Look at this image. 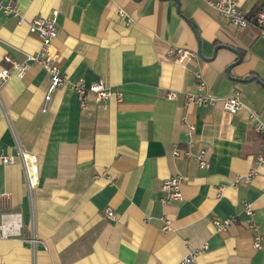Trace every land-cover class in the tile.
<instances>
[{
	"label": "crops",
	"instance_id": "crops-1",
	"mask_svg": "<svg viewBox=\"0 0 264 264\" xmlns=\"http://www.w3.org/2000/svg\"><path fill=\"white\" fill-rule=\"evenodd\" d=\"M3 1L18 5L24 19L0 11V71L11 67L5 56L22 62L40 49L29 23L57 10L52 50L62 73L87 85L103 81L122 99L96 103L90 95L83 106L73 88L59 86L46 107L49 76L32 62L23 78L1 86L0 195L11 198L4 208L0 197V219L18 216L6 218L14 224L8 236L0 231V264H178L196 250L200 264H264L243 211L245 202L253 204L264 245V165L256 167L264 136L249 111L264 121V84L254 78L264 81V37L228 23L203 0ZM236 1L246 12L264 3ZM216 45L241 51L231 75L243 82L227 72L236 53L214 54ZM170 47L196 56L179 62ZM234 90L245 105L236 113L221 102H187L188 93ZM17 141L38 156L32 196L19 160L1 159L17 153ZM186 150L205 151L208 166L200 168ZM178 174L185 176L183 199L166 201L162 183ZM109 207L114 219L105 216ZM232 217L225 230L216 229L214 218Z\"/></svg>",
	"mask_w": 264,
	"mask_h": 264
},
{
	"label": "built area",
	"instance_id": "built-area-1",
	"mask_svg": "<svg viewBox=\"0 0 264 264\" xmlns=\"http://www.w3.org/2000/svg\"><path fill=\"white\" fill-rule=\"evenodd\" d=\"M210 7L218 11L220 16L226 20L228 23L242 27H253L257 30L259 35L264 37V11L261 10L256 13L255 16H251L250 12L244 11L239 3L236 0H203ZM0 11L18 17L19 22H22L24 17L19 9L18 5L12 2L5 3L3 0H0ZM120 15L126 17L128 22H131L132 19L127 15L124 10H120ZM29 30L32 33H35L41 38L40 49L34 53L28 55L25 61H16L10 56H5L4 61L11 64V67H3L0 71V88L1 86L12 76H17L23 78L29 68V63L40 64L47 72L49 76V86L47 89L45 97V106L47 107L48 103L51 100V95L53 91L59 86H67L73 88L80 97L81 104L86 105L87 97L92 96L96 103H101L107 101L113 95H115L119 100L122 99V94L120 92H113L110 87H108L103 81L93 82L90 85H87L84 80L71 81L68 76L64 75L57 65V56L52 50L53 42L59 35V26H58V11L54 10L48 16H38L32 19L29 23ZM170 55L176 57L179 62H184L188 59H193L196 56V52L190 51L186 48L180 47H170L168 50ZM196 81L199 87L202 89L205 87L206 83L202 77L200 71L194 72ZM177 96L176 91H170L167 94L169 99H174ZM187 102L194 104L198 107L202 106H213L218 102L222 103L223 108L230 112L236 113L242 109L245 105L241 99L240 92L234 90L228 94L222 96H216L213 94H202V93H188ZM250 117L255 120L254 129L256 132L264 136V121L259 118L256 111L250 109ZM190 130H193V126L190 125ZM17 153H2L1 159L4 163H15L17 160L22 164L25 182L28 188L30 196L33 195L35 189H37L40 182V168L38 156L26 149H24L19 141L16 143ZM180 151L176 149L175 154L178 155ZM187 157H195L199 161L200 168L204 169L208 166V160L206 158L205 151H200L199 153L193 154L189 150L183 151ZM259 165H264V150L256 158V167ZM256 168L252 172L255 171ZM251 174L246 177L249 180ZM185 176L178 174L170 176L164 179L161 190L165 193L164 200H181L183 199L181 186ZM2 206L7 208L9 205V200L11 194L9 192H3L0 195ZM244 213L247 215V227L252 233L253 245L256 249H263L264 245L262 243V232L259 223L255 219V209L252 203L245 202L243 207ZM8 216H18L17 213H4L1 215L0 219V231L3 237L8 236L9 232H12L13 223L7 222L6 218ZM105 216L111 219L116 217L114 210L109 207L105 210ZM236 217L232 219H219L214 218L213 223L217 230H225L228 225L234 221ZM31 243H36L35 234L31 238ZM202 248H206L204 245ZM199 250L191 251L186 254L179 261L178 264H200L198 261Z\"/></svg>",
	"mask_w": 264,
	"mask_h": 264
},
{
	"label": "water",
	"instance_id": "water-1",
	"mask_svg": "<svg viewBox=\"0 0 264 264\" xmlns=\"http://www.w3.org/2000/svg\"><path fill=\"white\" fill-rule=\"evenodd\" d=\"M220 48H227V49H230L231 51H233V52L236 53L238 59H237L236 61H234L233 63H231L230 65H228V67H227V72L229 73L230 77H232L233 79H235V80H237V81H239V82H243L244 79L239 78V77H234V76L231 75V70H232V68H233L235 65L239 64V63L242 61V59H243V54L241 53V51H240L239 49L234 48V47L229 46V45H216L215 48H214V54H216V52H217ZM198 54H199L201 57H204L203 54H202V52H201L200 41H199ZM254 78H255L259 83L264 84V81H263L260 77H258V76H254Z\"/></svg>",
	"mask_w": 264,
	"mask_h": 264
},
{
	"label": "trees",
	"instance_id": "trees-1",
	"mask_svg": "<svg viewBox=\"0 0 264 264\" xmlns=\"http://www.w3.org/2000/svg\"><path fill=\"white\" fill-rule=\"evenodd\" d=\"M263 10L264 11V3L256 5L251 11L250 15L255 16L257 12Z\"/></svg>",
	"mask_w": 264,
	"mask_h": 264
}]
</instances>
